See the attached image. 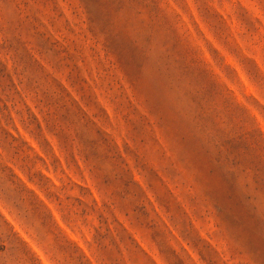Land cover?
<instances>
[{
  "label": "rangeland",
  "instance_id": "rangeland-1",
  "mask_svg": "<svg viewBox=\"0 0 264 264\" xmlns=\"http://www.w3.org/2000/svg\"><path fill=\"white\" fill-rule=\"evenodd\" d=\"M0 264H264V0H0Z\"/></svg>",
  "mask_w": 264,
  "mask_h": 264
}]
</instances>
